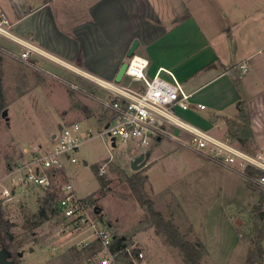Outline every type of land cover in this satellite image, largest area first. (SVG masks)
Segmentation results:
<instances>
[{"label":"rangeland","instance_id":"374dc122","mask_svg":"<svg viewBox=\"0 0 264 264\" xmlns=\"http://www.w3.org/2000/svg\"><path fill=\"white\" fill-rule=\"evenodd\" d=\"M191 2L199 5L196 11L205 12L201 9L202 2ZM206 3L212 7L206 11L208 17H198L195 10L193 13L194 21L201 25L208 38L226 32L250 8L263 5L264 9V0H208ZM94 24L100 28V19ZM109 26L113 31L119 28L115 21ZM8 51L19 53L20 45L0 37V191L3 186L15 190L11 198L0 194V210L9 223L8 232L0 229V249L7 247L16 264H98L94 255L99 242L95 243L97 236L91 224L72 227L71 219L63 215L57 201L44 203L46 189L13 183L5 177L29 157L33 146L52 149L57 144L53 135H60L61 127L74 122L80 125L78 133L82 140L74 154L77 160L72 162L63 154L64 175H58L61 182L53 190L59 196V186L67 175L77 195L88 200L93 221L107 227L116 237H124L132 253L143 251L147 264H186L181 249L168 241L167 233L147 221L148 212L129 185V179L139 172L148 176L144 190L155 208L171 219L187 240L200 244L199 264H264V256L261 261L258 253L252 262L247 260L256 250L253 241L264 230V188L256 176L249 175L247 169L233 166L228 169L230 165L221 163L229 166L223 170L205 162L200 150L172 144L169 139L161 141L153 161L134 171L131 160L139 151L137 146L119 136L113 145L109 135L98 134L109 112L98 99L106 97L105 91L72 66L59 65L44 57L29 63ZM88 53L96 56L98 51L91 48ZM85 60L95 62L87 57ZM162 76L169 77L165 73ZM123 82L130 83L131 79L125 76ZM71 83L79 88H73ZM5 108L8 120L2 116ZM93 113L95 116H89ZM99 115L103 120H97ZM230 124L240 128L241 135L248 133V142L242 146L237 141L239 146L247 152H256L251 147L249 128H243L244 123L236 119L235 125ZM88 129L92 137L86 135ZM43 206L50 214L45 221L38 216ZM96 207L99 212L95 211ZM90 240L94 241L91 246L95 243L92 249L82 245ZM262 243L264 246V239ZM131 259L129 253L121 258L125 262Z\"/></svg>","mask_w":264,"mask_h":264},{"label":"crops","instance_id":"0c3cea01","mask_svg":"<svg viewBox=\"0 0 264 264\" xmlns=\"http://www.w3.org/2000/svg\"><path fill=\"white\" fill-rule=\"evenodd\" d=\"M191 1L0 0V10L9 15L17 36L32 41L48 55L107 80H114L110 77L116 76L130 46L138 39L140 52L136 53L149 60L147 74L153 76L161 69V76H169L165 70H170L191 93V109L181 115L183 119L216 137H230L229 120L236 117L238 105L243 102L250 114L251 147L257 151L264 146L263 5L250 8V13L242 15L226 32L208 38L194 21L193 10L198 17H208L206 11L212 7L207 5L208 0H199L205 11L199 13V5ZM97 19L100 28L94 24ZM114 21L119 25L115 31L109 26ZM91 48L97 49L96 56L88 53ZM85 57L95 62H88ZM243 62L246 70L238 68ZM108 120L107 115L104 125ZM176 130L183 140L190 137L172 127L173 132ZM163 139L181 146L171 137L158 138L146 150L137 146L139 151L134 157L148 150L147 166ZM235 140L233 143L239 146ZM200 152L205 162L223 170L229 167Z\"/></svg>","mask_w":264,"mask_h":264},{"label":"built area","instance_id":"2783aa9c","mask_svg":"<svg viewBox=\"0 0 264 264\" xmlns=\"http://www.w3.org/2000/svg\"><path fill=\"white\" fill-rule=\"evenodd\" d=\"M0 37H5L20 45L19 53L8 54L32 63L39 61V57L47 58L59 65L72 66L75 71L88 80L95 83L107 93L106 97H99L101 105L108 110V126L105 124L98 134L109 135L111 139L119 136L124 142H133L141 149H148L158 138L171 137L181 146L200 150L213 158L218 163H223L236 168H255L261 171L256 176V181L264 188V146L254 153L247 152L233 143L230 137H216L207 131L189 123L181 116V112L191 109V93L188 92L176 75L165 70L170 78L161 76L159 69L153 76L147 74L149 60L135 53L128 60V66L124 77L131 79L125 84L107 80L96 76L86 70L69 65L55 56L48 55L46 51L38 47L32 41L17 36L13 31V23L9 15L0 10ZM37 59V61H36ZM31 61V62H30ZM78 68V69H76ZM238 68L246 70L247 64L241 63ZM80 69V70H79ZM73 88H79L76 83H71ZM172 127L189 134L188 140H183L172 131ZM80 125L74 122L62 127V133L56 134L54 139L57 144L47 150L43 145L31 148L28 158H24L16 167L5 176L13 183L31 184L44 189L53 190L60 183L58 175L65 170L63 154L75 162L74 155L82 140L78 133ZM86 135L92 137V131L88 129ZM104 167L101 168V172ZM60 184V194L57 198V206L65 217L71 219L70 225L74 228L85 227L91 224L95 228L96 261L98 264H119V255L127 252L131 255L133 264H147L143 251L132 253L128 246L114 249L113 243L117 238L107 227H100L94 222L89 213V203L86 199L77 195L70 178ZM15 190L3 186L0 191L2 197L11 198ZM93 240V239H92ZM92 242H83V246H91ZM94 244V243H93Z\"/></svg>","mask_w":264,"mask_h":264},{"label":"trees","instance_id":"16d2710c","mask_svg":"<svg viewBox=\"0 0 264 264\" xmlns=\"http://www.w3.org/2000/svg\"><path fill=\"white\" fill-rule=\"evenodd\" d=\"M238 114L236 115L235 118L230 119V123L234 124V120L236 119L237 121H241L244 123L243 128L248 129L250 127V114L248 113L247 106L243 103L240 102L238 105ZM231 125V124H230ZM240 128L235 129L234 126L229 127L228 133L230 134L229 136L234 139H236L240 144L245 145L248 142V133L247 135H241L240 134ZM245 130V129H243ZM247 132V130H245ZM232 138V139H233ZM247 172L249 175L252 176H258L261 174L260 170H257L252 167L247 168ZM102 179V178H101ZM147 183V176L137 172L131 179H129V185L131 186V189L138 200V202L146 208L148 212V220L151 223L156 224L163 232H166L168 237V241L174 245L177 246L181 249V252L184 255V261L186 264H199L200 258L202 255L201 251V246L198 242H191L186 239L185 236H183L179 230V228L174 224V222L171 219H167L161 211L157 210L154 206V201L150 199L149 197H146L145 194V184ZM47 200L44 203H48L49 200H53L54 202L57 201L58 198V193L55 192L54 190H48L47 189ZM87 200V199H86ZM88 201V200H87ZM45 206V205H44ZM40 207L39 209V217L41 218L42 221H45L46 219L49 218L50 214L48 212V208L46 207ZM152 220V221H151ZM9 228V223L4 219L3 213L0 210V229L3 230L4 232H8ZM7 238L9 240H12L11 235H7ZM264 239V230H260V232L257 234L255 240L253 243L256 245V250L252 251L250 256H248L247 260L252 262L255 258V255L258 253V257L260 260H263L264 256V246H263V241ZM125 238L122 236L117 237L114 240L113 243V248H119L122 246H127L125 243ZM93 246H95V243L89 248L92 249ZM6 249H8L6 247ZM9 250V249H8ZM127 252H123L119 255V264H133L132 260L131 262H125V260H121L122 256L127 257ZM125 258V257H124Z\"/></svg>","mask_w":264,"mask_h":264},{"label":"water","instance_id":"95a60500","mask_svg":"<svg viewBox=\"0 0 264 264\" xmlns=\"http://www.w3.org/2000/svg\"><path fill=\"white\" fill-rule=\"evenodd\" d=\"M139 43H140V41L138 39H135L133 41L130 49L127 52V57L130 58L136 53V50L139 46ZM127 66H128V61H126V60L123 61L122 64L120 65L119 69H118L116 76H115V79H114L115 82H121L123 80ZM2 116L5 117L6 120L9 119L7 108H5L2 111ZM106 126H108V123ZM112 143H113V145L116 144L115 137L112 138ZM148 159H149L148 153H141L140 155H138L137 157H135L134 159L131 160L132 169L134 171H139L140 169H142L146 165V162ZM99 210L100 209L98 207L95 208L96 212H99ZM21 254H22L21 252L18 253V255H21ZM0 264H16L14 259L12 258L11 252L8 249H6L5 246H2V248L0 249Z\"/></svg>","mask_w":264,"mask_h":264},{"label":"flooded vegetation","instance_id":"af4514ba","mask_svg":"<svg viewBox=\"0 0 264 264\" xmlns=\"http://www.w3.org/2000/svg\"><path fill=\"white\" fill-rule=\"evenodd\" d=\"M10 251V250H9ZM11 252V251H10ZM19 253V252H18ZM11 254H12V258H13V253L11 252ZM14 259V258H13ZM15 261V260H14Z\"/></svg>","mask_w":264,"mask_h":264},{"label":"bare ground","instance_id":"6f19581e","mask_svg":"<svg viewBox=\"0 0 264 264\" xmlns=\"http://www.w3.org/2000/svg\"><path fill=\"white\" fill-rule=\"evenodd\" d=\"M77 69V68H76Z\"/></svg>","mask_w":264,"mask_h":264}]
</instances>
